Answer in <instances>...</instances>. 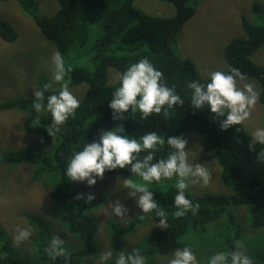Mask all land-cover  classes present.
I'll return each instance as SVG.
<instances>
[{"label":"trees","instance_id":"trees-1","mask_svg":"<svg viewBox=\"0 0 264 264\" xmlns=\"http://www.w3.org/2000/svg\"><path fill=\"white\" fill-rule=\"evenodd\" d=\"M16 1L34 19L42 34L54 45V50L61 53L66 67H71L65 78L69 88L85 84L86 91L79 99L80 106L75 115L59 127H53L50 115L43 111L37 123L35 110L31 109L35 97L17 95L0 100V110L24 112L22 130L36 138L16 150H0V160L26 163L31 169V181L43 182V188L49 191L60 214L54 221L45 215L26 214L32 234L37 236L33 255L21 252L7 231L0 227V264H80L84 257L98 255L94 211L108 196L98 194L88 202L75 183L66 180L64 167L72 150L82 147L84 141L98 139L101 131L110 130L115 125L122 126L124 134L130 137H139L147 131H156L165 138L182 136L189 131L200 133V143L213 152L221 165V179L231 188L228 194H214L198 193L189 186L185 195L197 205V211L177 218L172 214L175 210L172 206L175 178L165 181L159 188L154 187V199L167 213V226L161 229L155 225L142 234L154 238L147 246H139L149 264H163L164 256H169L172 249L182 245H189L198 257L203 252L211 255L214 251L230 250L234 242H241L244 235L240 222L232 220L239 218L234 206L250 207L252 226L264 232V164L257 163L255 151L248 150L251 132L243 124L234 126L238 131L229 128L221 132L218 123L210 120L207 110L197 112L188 106L187 99L184 105L169 109L167 114L162 111L144 120L138 113L133 117L130 111L124 114V119L114 120L108 108L111 91L118 85V77L113 83L109 82V69H115L119 76L128 64L142 57H147L160 69L167 84L175 86V91L182 97L189 95L187 84L191 80L206 82L207 77H201L191 59L179 58L172 50L174 36L195 13L201 0H167L173 1L178 8L177 13L171 16L151 15L137 6L134 0H57L59 7L50 16L40 12L37 0ZM252 7L257 12L261 5L256 2ZM241 17L246 36L233 38L225 47V56L231 67L260 80L264 96V65L250 58L264 44V22L256 24L244 15ZM17 37L16 28L0 16V38L11 42ZM0 64L3 63L0 61ZM49 82L46 75L38 78L41 91ZM58 88L59 85L51 86L45 96L58 91ZM260 147L257 145L256 151ZM166 152L165 144L155 155L163 157ZM108 172L125 178L130 176L127 169ZM8 175L2 177L4 189L9 183ZM154 219L158 221L159 218ZM211 222L214 223V231L207 236L205 231ZM55 223L77 236L81 245L73 249L70 242L64 241L67 256L54 261L47 254L46 247L52 234L59 233L63 237L62 231L55 229ZM140 224L141 220L136 217L121 226L113 222L107 228L113 235L114 245H124L123 239L132 236ZM204 232L205 249L199 250L186 242L190 233L199 237ZM255 243L260 251L264 246V235ZM259 257L260 253L253 264L261 263Z\"/></svg>","mask_w":264,"mask_h":264},{"label":"rangeland","instance_id":"rangeland-1","mask_svg":"<svg viewBox=\"0 0 264 264\" xmlns=\"http://www.w3.org/2000/svg\"><path fill=\"white\" fill-rule=\"evenodd\" d=\"M39 10L42 14L53 15L59 7L57 0H37ZM258 2L260 10L254 11L252 5ZM137 6L143 11L155 16H171L177 13V6L173 1L167 0H134ZM245 16L249 21L256 24L264 22V0H201L195 13L188 18L181 29L174 36L172 50L179 58L191 59L198 68L201 77L206 78L208 73L215 70H227L230 64L225 56L226 45L236 37H245L246 33L242 25V17ZM0 16L8 20L17 30L18 37L15 41H5L0 38V100L11 98L17 95L34 97L35 91H41L38 85V78L46 75L51 78L52 65L51 55L55 51L54 45L44 36L34 19L27 14L16 0H0ZM251 60L264 65V44L251 55ZM118 77V72L109 69V82L113 83ZM245 83L253 85L258 93L255 106L250 110V116L242 124L250 132L256 127L264 126V96L260 80L255 76L244 75L238 85ZM70 91L80 99L86 91V85H74ZM24 112L16 109L0 110V150H16L23 144L30 143L36 138L22 130V119ZM187 140L186 148L192 150L189 158L194 163H203L209 169L211 179L208 185H190L195 192L228 194L231 188L224 185L221 179V165L213 152L205 149L200 143L201 134L189 131L181 136ZM9 174L7 188H2V177ZM31 169L26 163L0 160V227H3L9 236L13 237L16 228L33 229L28 222L26 214H41L54 221L60 216L49 191L43 188L42 181H31ZM125 176L105 172L103 179H97L93 186H87L83 182H74L75 187L84 197L87 194L107 195V200L94 211L97 218L96 224V246L98 255L84 257L80 264H106L101 261L100 255L103 251L113 248L120 251L127 248L129 251L134 247L145 246L153 242V237L143 236L155 226V219L147 215L138 229L132 236H128L123 241L125 244L113 243V235L107 228L113 222L116 225L127 224L135 218L140 210L136 208L134 198L128 197L127 189L122 187L120 180ZM165 183V181L163 182ZM236 193V191L234 192ZM119 200L128 209V217L117 218L112 214L109 204ZM54 207V209H53ZM250 207L234 206L238 214V219L232 220L240 222L244 228V235L241 238L240 246L246 250L247 254L253 258V263L257 261L255 257L260 253L258 259L260 264H264V246L260 251L257 250L256 241L264 235L261 230L252 226L250 221ZM251 209V208H250ZM55 229L62 231V239L70 242L73 249H78L81 241L64 229L59 228L55 223ZM214 231V223L211 222L206 235L211 236ZM205 232L199 236L190 233L186 237V242L194 245L197 249L206 248ZM36 238L33 234L28 241L16 244V246L26 255H33L35 252ZM122 241V242H123ZM247 247L249 251L245 248ZM153 249V248H152ZM154 252V251H153ZM157 252V251H156ZM252 252V253H250ZM165 255L163 259H166ZM210 254L203 252L198 257L199 264H207V257ZM151 260L153 258L151 257ZM145 261V264H149Z\"/></svg>","mask_w":264,"mask_h":264},{"label":"clouds","instance_id":"clouds-1","mask_svg":"<svg viewBox=\"0 0 264 264\" xmlns=\"http://www.w3.org/2000/svg\"><path fill=\"white\" fill-rule=\"evenodd\" d=\"M52 73L49 83L43 85L42 91L34 92L31 109L35 110L37 123L39 114L43 111L50 115L51 125L59 127L75 115L80 106L79 99L70 91L66 75L71 67L65 65L64 57L59 51L51 55ZM244 79V74L237 67H229L227 71L215 70L208 73L206 82L191 80L187 84L189 95L182 97L175 91V86H169L163 73L147 58L142 57L127 65L119 73L118 85L111 91L108 108L113 119H124V114L131 112L135 117L138 113L141 120L162 111L167 114L169 109L179 107L188 101V106L197 112L207 110L209 118L218 123L219 131L241 125L250 116V110L255 106L258 93L253 85L245 83L238 85ZM59 85L58 91L48 93L51 86ZM120 125L110 130H103L99 138L83 143L82 147L72 150L64 167V176L69 182H83L87 186L96 184L97 179H103L106 171L127 169L130 176L121 181L127 189L128 197L134 198L135 206L140 211L135 217L144 220L146 215L153 219L158 217L155 225L161 229L167 226V213L154 199V187H160L164 181L175 178V195L172 198L174 211L179 218L191 212L195 214L197 205L186 197L185 191L190 185L209 184L211 175L203 163H194L189 158L192 150L187 149V140L179 135H159L156 131H147L139 137L124 134ZM167 145L166 155L156 157V153ZM259 145L260 150L256 151ZM248 150L255 151L256 161L264 164V126L251 131ZM77 198L80 196L78 194ZM86 200L95 199L93 194H87ZM117 218L128 217V209L119 201L108 205ZM154 220V219H153ZM29 228H16L12 237L13 243L20 244L31 238ZM64 239L59 233L52 234L48 241L46 252L55 261L66 257ZM101 261L110 264H145L146 257L138 247L129 250L103 251ZM163 264H199L197 254L189 245H182L171 250ZM207 264H253V258L238 242H234L228 251H214L207 257Z\"/></svg>","mask_w":264,"mask_h":264}]
</instances>
